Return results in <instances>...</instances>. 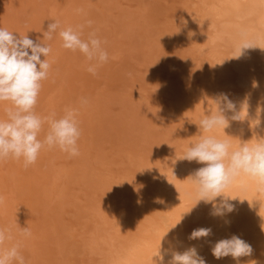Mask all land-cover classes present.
Listing matches in <instances>:
<instances>
[{
    "label": "rangeland",
    "instance_id": "1",
    "mask_svg": "<svg viewBox=\"0 0 264 264\" xmlns=\"http://www.w3.org/2000/svg\"><path fill=\"white\" fill-rule=\"evenodd\" d=\"M258 1L0 0V27L52 48L35 112L60 118L74 108L81 129L76 157L45 148L27 168L22 159L0 161V228L12 236L0 248L19 244L25 264H154L165 235L164 247L179 251L205 227L212 229L200 251L207 264L232 260L211 253L232 235L264 263V192L257 189L254 209L213 216L211 204L195 205L188 179L204 165L180 159L207 135L199 121L218 108L229 125L210 134L232 149L264 132V117L250 113L264 111V87L243 81L264 74V43L253 37L264 32V11L252 6ZM55 20L62 28L83 25V39L94 31L102 41L109 60L96 75L83 54L61 46L58 32L43 40ZM234 28L256 46L239 58ZM224 95L243 120H231ZM9 107L0 102V119ZM47 130L45 123L40 139ZM25 227L30 237L21 235Z\"/></svg>",
    "mask_w": 264,
    "mask_h": 264
},
{
    "label": "clouds",
    "instance_id": "2",
    "mask_svg": "<svg viewBox=\"0 0 264 264\" xmlns=\"http://www.w3.org/2000/svg\"><path fill=\"white\" fill-rule=\"evenodd\" d=\"M91 23L92 21H87L89 26ZM83 28V25L75 29L71 26L62 28L60 21L55 20L49 23L47 30L43 32V40H52L53 34L58 32L62 40L61 46L83 54L90 62L87 71L96 75L98 68L108 62L109 55L94 31L90 32L86 39L82 38ZM253 47H256L254 42L242 40L236 50L238 55L233 58H239L243 50ZM51 52V46L46 43L36 42L27 35L17 37L15 33L0 27V102L11 104V107L6 109L7 118L0 119V161L10 158L22 159L24 167L27 168L36 163L41 150L45 148H59L69 157L79 155L78 140L81 129L77 110L66 108L60 118H56L55 113L41 117L34 110L42 88L41 82L49 75L51 63L47 57ZM42 56L44 59H41ZM222 99L226 109L234 113L231 120H243L241 112H235L234 103L226 95ZM80 102L82 105L87 104V99L81 98ZM45 123L48 130L43 139H40L39 135ZM228 125L229 118L223 108L206 115L199 121L198 126L201 132L207 135H201L180 158L204 165L188 179L196 186L195 205L201 201L211 204V215L218 217H225L235 210V204L231 201L236 198L224 193L241 174L253 178L258 191L264 192V138H257L254 142H241L238 147L232 149L229 140L218 139L210 134L216 129L225 130ZM181 220L171 229L179 225ZM225 223L230 222L226 220ZM20 233L25 238L31 236L28 227L21 228ZM211 233V228H197L190 233L188 239L200 240L209 237ZM163 238L153 256L154 264H207L195 246L181 252L174 248H165ZM11 239L10 232L0 228V246ZM19 247L17 244L7 250L0 248V264H25ZM211 253L217 260L231 257L236 264H241L240 258L251 256L253 248L239 236L232 235L230 238L216 241L211 247ZM252 264L257 262L252 261Z\"/></svg>",
    "mask_w": 264,
    "mask_h": 264
},
{
    "label": "bare ground",
    "instance_id": "3",
    "mask_svg": "<svg viewBox=\"0 0 264 264\" xmlns=\"http://www.w3.org/2000/svg\"><path fill=\"white\" fill-rule=\"evenodd\" d=\"M258 2H260V0ZM230 3H232V5H236L235 1H231ZM252 6H253L254 9H261V11H264V0H261V3H259L257 5L258 8H257V6L255 7L254 4H252ZM252 6H250V8H252ZM262 20H264V19H262ZM262 31H264V29H262ZM232 34H234L233 35L234 36V40H236L239 43L242 42L243 38L246 39V40H249V39H247V38H249L248 35L252 36L249 33H245L244 34L241 29H236V28L232 29ZM253 37L256 38V42L264 43V32H259V33L257 32ZM253 37H252V39H253ZM239 43H238V45H240ZM242 67L244 68V66H242ZM243 81L244 82H247V83H252L253 85L257 84L259 86L264 87V74L258 75V77H255V76H252V75H249V74L247 75L246 74L243 77ZM250 113L253 116H256L258 118L264 117V111H262V109L256 110V111L255 110H251ZM262 122H264V121H262ZM262 122L260 121L259 123H262ZM260 138H264V132H262ZM256 191H257V183H256V181L253 178L249 177V176L242 175V176L237 177V179L233 182V185L230 186L227 189V191L225 192L224 195L229 196L231 198H236V199H234V200L231 201L233 204H235V207L236 208H247V207L250 208L251 207V209H252L253 206H254L253 205V201H254L253 196L254 195L255 196L257 195L256 194L257 193ZM262 220H264V219H262ZM207 238H209V237H207ZM207 238H202L200 240H188V241L184 242L183 247L179 251L182 252L185 249H187L188 247L195 246L197 248L199 254H200V251H201V248H202V246L204 244V241ZM257 259H258V255L254 253L251 256L244 257L243 259L241 258L240 260H241V264H252V261L258 262ZM220 264H236V262L233 259L232 260L229 259V261H226V262H223V263H220ZM259 264H261V263H259ZM262 264H264V263H262Z\"/></svg>",
    "mask_w": 264,
    "mask_h": 264
}]
</instances>
